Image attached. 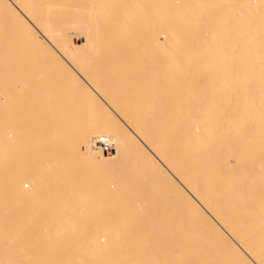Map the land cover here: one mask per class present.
<instances>
[{
    "label": "bare ground",
    "instance_id": "obj_1",
    "mask_svg": "<svg viewBox=\"0 0 264 264\" xmlns=\"http://www.w3.org/2000/svg\"><path fill=\"white\" fill-rule=\"evenodd\" d=\"M204 1L201 0L202 3ZM209 1L207 2L209 4L216 2V0ZM230 1L228 0V3L225 1L226 4L223 1L222 5L217 3L215 6H212L213 4L202 6L199 0H197L198 3L195 0H0V7L3 6L0 9L5 10V16L9 13L11 18H15V21L14 19L13 22L11 21V25L13 24L12 27L14 26L13 28L18 30L16 32L22 34V45L25 47L29 45L31 49L39 50L38 54L40 51L43 52L41 55L39 54L40 56L37 53H35L36 56L32 54L39 58L36 59L37 61L33 59L34 65L31 61H29L30 63L22 61L20 64L19 78L35 80L39 84H32L31 87L26 83L23 84L29 88L23 92L19 91L22 92L20 117L18 112L16 113V116L18 114L17 119L19 118L18 121H20V123L16 121L20 124L19 131H15L14 134L9 129V132L11 130L13 133L12 138L4 140L0 145V162L3 157L6 159L5 155L14 148L18 141L21 144H28L26 140L29 137L37 141L36 147L32 148L36 149L37 157L39 155L53 157L50 169L45 167L48 162L44 163L43 157L41 161L46 164L44 166L40 163L41 161L39 163L37 161H20L19 164L17 178L21 185L16 191V195L20 202L28 205L29 219L33 223L26 230L20 229L22 231L20 232L21 236L25 238L37 237L39 242L36 241L35 247L28 251L38 254V257L41 256L36 261H32L33 263L27 262L28 264H65L67 259L64 255L66 249L64 242L75 240L74 236L76 235L72 230V225L78 222L82 217V212L86 209L80 211V207L91 208L97 205L101 206V204L105 206L106 202L109 205L108 203L111 204L113 199L116 201L115 199L119 200L120 197L117 204L123 207L127 199L131 200L130 194L134 195L132 191L136 194V196H132L134 200L140 192H144L145 196L142 197V194H138L141 196H138L139 198L147 197L145 193L147 187L138 174L140 171L137 172L139 164H144V166L146 164L149 167L147 162L154 164L153 168L157 167L160 174L158 172L155 174L161 175L159 178L163 180H160V184L161 182L165 183L175 192V195L173 193L175 198L171 197L175 199L172 203L177 202L181 207L190 210V215H195L197 219L207 220L214 228L216 235L220 237L218 238H224L231 245L230 247L235 252H230L228 243L225 244L224 240L225 243L221 241L224 245H228L225 248H228L229 254L234 253L231 254L234 255L233 257L237 254V257L240 258L241 262L236 261L235 263L264 264V0H238L235 4H231ZM195 2L198 4L197 6H195ZM194 3L195 5H193ZM204 8L206 12H204ZM1 10L0 13H2ZM197 29L205 30L203 32H207L206 36L209 35L208 31L210 32V30L213 32L221 30L225 35L226 33L231 34V32L237 33L241 36L240 42H242V35L245 33L246 39L259 36L257 44L260 45V48L257 47L259 48V51L257 49L258 53H254L255 50L252 51L250 46L255 44L252 45L250 42L255 43L257 40L248 41L250 43V45L248 44L249 50L245 48V53L241 51L243 54L236 55V57L234 55V59L232 56H228V59L233 61L231 60V67L229 66L226 70L221 69V67H225L222 62L219 65L221 67L215 63L217 58L221 60L220 57L224 55H220L222 47L219 46L221 47L219 54L216 52L217 49L211 51L213 48L209 47V50L212 48L209 52H216L220 57L218 55L216 57V53L214 54L216 57L214 64L210 63L213 60L205 61L209 58H203V60L206 64L209 62L208 64L215 65L214 67L217 66L222 71L219 72L216 67L218 71L214 70L216 72H212L214 74L212 75L211 71L214 68H210L211 77L204 81L201 80L203 87L198 86L205 91L206 95L202 94V97L193 94L196 91L194 86L198 84L192 85L195 91L191 87L195 79L192 78L193 70L198 67L195 64L196 58H191L189 56L191 52L187 50L178 54L177 44L171 49L166 47L168 42L174 44L178 40L177 33L186 32L191 36ZM3 31L5 32V30ZM199 32L201 31H197V33ZM219 33L214 35L218 36ZM210 34L212 33L210 32ZM201 35L203 34L201 33ZM185 38H188L186 40L190 45L191 38ZM209 38L212 40L214 36ZM230 39L231 37L228 41ZM208 40L206 37L207 42H209ZM218 40L220 39L218 38ZM193 41L194 45L196 40ZM199 41L204 40L200 39ZM244 42L247 43L245 40ZM218 43L220 42L218 41ZM218 43L216 44L218 45ZM226 44L228 43L226 42ZM8 45L9 43H5L0 35V78L10 77L11 67L14 63ZM195 46L197 47V45ZM245 46L247 47V45ZM245 46L239 45V49L243 50ZM226 47L228 48V46ZM189 48L191 49L190 46ZM204 51L208 52L205 49ZM200 53L202 54V51ZM16 54L17 52L15 58ZM179 55L182 57H178ZM25 57L26 55L22 56L27 59ZM46 65L50 67L49 73L56 75L52 78H62L63 81L75 80V84L79 83L80 87H78L81 89L84 99L83 104L86 105L87 110L90 108L94 112H103L105 116H108V118L104 117V120L107 119L114 131L113 142H116L118 146L111 143V147H105L103 150L105 158L101 161L97 159L100 162L96 163L93 161L96 160L95 158L91 160L85 156L84 152L87 147L91 148L90 146L96 143L94 142L95 137L92 135L94 137L92 138L89 135V127L83 123L84 121H78L77 117L76 119L73 117L72 113H75L77 109L75 112L72 111L75 103L73 98L61 94V91H57L58 88L53 85L54 88L49 86L53 81H51V75H49L50 77L46 76L47 67L44 70ZM203 65L205 64L203 63ZM258 65L260 68H257ZM48 80L50 83L47 82ZM7 82L1 83L0 86L5 88ZM21 87H23L22 84ZM4 88L3 90H5ZM8 88L10 89V87ZM79 88L74 89L79 91ZM200 89L197 90V93ZM70 92L72 93V91ZM6 95L9 98L8 94ZM5 96L3 95V97ZM7 98H3V101ZM7 106H10L8 102L6 109ZM1 107L5 111V107L3 105ZM9 110H7V114ZM48 117L50 122H47ZM107 127L105 128L107 129ZM45 132L51 134L49 135L51 139L47 141L51 145L48 148L45 147L46 149L42 148V143H39L43 138L40 135ZM107 134L109 135V133ZM66 135L69 136L70 142L66 141L69 139L65 137ZM56 140L67 142L69 150H67V146L64 147L65 144H60L62 142L57 144ZM24 141L26 143H23ZM107 142L106 145L109 144ZM117 147H120V150L113 152V149ZM72 148H75V151L84 149L81 150L83 158L78 152L77 154L73 153ZM95 148H92L94 153ZM91 153L88 152L90 155ZM73 156L79 157L75 159ZM68 164L71 165L69 170L66 167ZM85 164H88V169L91 172L92 165L100 169L106 167L108 171L110 168V172L103 176L96 174L97 179L89 181V177L93 174L89 172L91 175L87 174L86 170L82 175ZM7 167L5 169L9 170ZM145 168L147 171V167ZM157 169L155 168V170ZM49 170L62 176L68 174L69 181L67 179L66 181H68L69 190L54 191V193L47 191L46 188H49L50 184L47 185L43 177ZM103 170L105 171V169ZM98 171L101 170L98 169ZM260 171L262 174L259 175ZM83 176L86 177L84 182L82 181ZM12 178L13 175H9L7 179L10 182L13 180ZM148 178L146 177L147 182H150L155 176L153 175L150 180ZM23 179L26 181L23 182ZM59 179L58 183H60ZM152 181L153 184L155 181ZM24 185L30 186V188L24 189L26 187ZM148 185L150 186V184ZM94 187L101 190L102 193L99 197V194L95 193ZM108 190H113L111 192L115 190L114 193L120 191L121 194L118 193L117 196L114 195L110 199L114 193H109ZM127 190L131 193L128 196L127 192V196H125L128 198L124 200L123 198L126 197L123 194ZM97 192L100 191L97 190ZM103 192L111 194L108 198L110 201L112 200L111 202L107 200L106 196L102 197L103 201H101L100 197L105 194ZM145 200H149V198H144V202L139 199L137 203H133L131 200V204H135L136 208V204L141 207L143 204L146 206L145 203L148 201L145 202ZM153 202L149 200L148 204L151 203L150 205L153 206L155 205ZM126 204L128 203L126 202ZM167 204L165 203V205ZM165 205L163 204V206ZM114 206H117L116 203ZM42 222L44 227L40 226ZM67 224H71V226L65 228ZM231 255L229 256L232 257ZM8 260L10 259L8 258Z\"/></svg>",
    "mask_w": 264,
    "mask_h": 264
},
{
    "label": "rangeland",
    "instance_id": "obj_2",
    "mask_svg": "<svg viewBox=\"0 0 264 264\" xmlns=\"http://www.w3.org/2000/svg\"><path fill=\"white\" fill-rule=\"evenodd\" d=\"M195 1L197 2V0H195ZM219 1H221V0H219ZM219 1L216 0V2L214 1V2H211L209 4L205 0L203 3L206 2V4L203 5V3L201 2V0H199V2L202 3V6H207V4H208V6H211L212 4H213L212 6H215L217 3H218V5L219 4L222 5L221 3L223 1L224 2L227 1V3H228V0H222L221 2H219ZM237 1L238 0H231L230 3L231 4H235ZM195 3L193 5H195ZM197 3H196L195 6L198 5ZM225 4H226V2H225ZM1 7L3 8V6H1ZM205 8L203 9V10H205L204 12H206V9ZM4 11L5 10L2 9L1 10L2 13H0V15H1L0 16V32H1L0 35H2V38H3V40H4L5 43H9L8 47H9L10 53L12 52L11 53V57H12V60H13L14 63L12 64V67H11L12 70H11V73H10L11 74L10 77L0 78L1 81H2L1 83L8 81L7 82L8 85L6 84L7 87L6 86H5V88L3 87L5 90H3L2 86H0V113H1V111L4 112V115H3V112L1 113L2 115L0 114V120H1L0 121V124H1L0 125V141H1L0 142V145L2 144V142L4 140H6L8 138H12V135H13L12 132H14V134H15V131H17V130L19 131V127L18 126L20 125L19 124L20 121H18L19 118L17 119V117H18L19 112H21L20 110H21V104H22V102H21L22 101V99H21L22 92L25 91L26 88H29V87L33 86L32 84H34V85H35V83L36 84H39V82H37L35 80H32L33 81L32 82L30 79H27L26 80V78H23V77H20L19 78L20 74H18V73H20V69H21L20 68V64L22 63V61L23 62L26 61L28 63H30L29 61H31V63L33 64V61H34L33 59H35V60L36 59H39L38 57H35L38 54L37 52L39 50H37V49L34 50L32 48L35 51L34 52L31 49V47H29V45L28 46L26 45L29 49L32 50V51L31 50L29 51V49L27 47H25V45H22V40H21V38H23L22 37V34H20L19 32H16L18 30L17 29L15 30V28H13L14 26L12 27L13 24L11 25V23L13 22L12 20L14 19V21H15V18L13 17V15H12L13 18H11V16L8 15L9 13L7 14V11H6V14L8 16L7 15L5 16V12ZM197 16H199V15H197ZM4 17H5V19H4ZM14 25H15V27L17 26L16 23ZM1 26H3L2 29H1ZM8 28L12 32H10L8 30ZM3 30H5V32L7 34ZM13 30H14V32H13ZM197 31H201V32L197 33ZM197 31L193 32L196 35L192 33L193 35H191V36H190L189 33H186V32H181L180 33L179 32V33L176 34V37H178V40H176V42L174 44H173V42H168L167 43L168 45L165 44V43H162V44L163 45L164 44L167 45L166 46L167 49H171V48L175 47V44H177L176 45L177 46L176 49H177L178 54H182L184 50H187V51H190L191 52L192 55L191 54L189 55L191 58H193V59L196 58L195 59L196 60L195 61V64L198 65V67H195L194 70H193V72L195 73V71H196V73H198V74L196 75V73H195V75H194V73H193L192 78L193 79L195 78V79L193 81V79L191 78L192 81H193V83L191 84V87L194 89V91H195V88H196L195 93H193L194 95H196V96L197 95H200V97H202L203 95L204 96L206 95L205 94V91H204L203 88H201V89L198 88V86L203 87V84H201V83H203L202 81H204L205 79L211 77V74L214 75L212 73V72H214V70H217L218 69L219 72H221L222 71L221 69L226 70V69L229 68V66L231 67V64L230 63H232V61H233L232 59H234V57H236V55L237 56L238 55L241 56L243 54L241 51H243L245 53V51H244L245 48L249 50L250 43L252 45L255 44L254 46H256V47L250 46L252 48L251 49L252 51L255 50L254 53H258L259 48H260V45L257 44L258 43V40H259V38H258L259 36L258 37H253L252 36V38L247 37L248 39H246L245 38L246 37L245 36L246 33L244 35L241 34L242 35V42H240V39L239 38H241V36H240V34L238 35L237 33L231 32V34L230 33L229 34L226 33V35H225V34H222V31L221 30L220 31L216 30L214 32L210 30V32L212 34H210V32L208 31V34L209 35L206 36L207 32H205L206 34L203 32L205 30H203V29H199L198 30L197 29ZM182 33H184L185 35L182 34ZM201 33L203 34V35H201L202 38L204 37L203 39L200 38L201 37L200 36ZM218 33H219L218 36L217 35H214V34H218ZM5 34H6V36H5ZM18 34H20V35L18 36ZM182 35H184L183 36L184 38L182 37ZM223 35H225V36H223ZM195 36L196 37L198 36V37L196 38ZM211 36L212 37L214 36V38L218 37L220 40H218V38H216V39L212 38V40H211V38H209ZM233 36H234V38H233ZM185 37H190L191 38V40L189 41L190 42V45H189V43L186 40L188 38H185ZM206 37H207V39H209L208 40L209 42L206 41ZM226 37L228 39H229V37H231V39L228 41V39ZM19 38H20V40H19ZM198 38H199V40L201 39V40H204V41H199ZM221 38H225V39H221ZM192 39L193 40H196L194 45H197V47H200L199 49L196 46L194 47V45H193L194 41ZM235 39L236 40H239V41H236ZM183 40H184V42H183ZM244 40L247 41V43L244 42L245 43L244 44L243 43ZM250 40L253 41V42L256 41V40L257 41L255 43H252V42H250ZM177 41H178V43H177ZM218 41L220 43H218ZM186 42H187V44L185 45ZM201 42H205V43H201ZM211 42H213V43H211ZM226 42L228 44H226ZM196 43H198L199 45L196 44ZM216 43H218V45ZM229 43L231 44V48H230V44ZM20 44L22 45V47H21ZM201 44H202V46H200ZM206 44H208V45H206ZM209 44H211V45L209 46ZM212 44H215V45L212 46ZM238 44L239 45H242V46L247 45V47L245 46L243 48V50H240ZM12 45H13V47H12ZM17 45H18V47H17ZM216 45L218 47L221 46L222 47V50H221V47L218 48ZM169 46H171V47H169ZM189 46L191 47V49L189 48ZM223 46H224V48H223ZM226 46H228V48ZM258 46H259V48H257ZM192 47H193V49L196 48L198 51L196 49L193 50ZM209 47H212L213 48V49L211 48L212 50L210 49L211 51H213V50L216 51V49H217L218 51H216V52H218V54H219V49L221 50L220 55L224 54L221 57L215 51L214 52L216 53L215 56L217 57V55H218V57H220L222 61L219 58H217V60L219 59V62L217 60L216 61L214 60L216 58L214 56L215 53L209 52L210 51L208 49ZM163 48H165V47L163 46ZM186 48H188V49H186ZM204 49L206 51H208V52L205 53ZM257 49H258V51H257ZM147 51H150V50H147ZM201 51H202V54L200 53L201 54L200 55L199 52H201ZM239 51H240V53L237 54V52H239ZM16 52H17L16 55L18 57L16 56V58H15L14 56H15V53ZM21 52H23V53L21 54ZM28 52H30L29 53L30 55L27 54ZM41 52L42 51H40V53H39L40 55H41ZM231 52H232L233 55L231 54ZM35 53H37V54L35 55ZM32 54H34L35 56L32 55ZM208 54H210V55H208ZM23 55L24 56L26 55L25 58H27L29 60L22 58ZM229 55L232 56V59L229 58L230 60L228 59V56ZM180 56L182 57V55H179L178 57H180ZM198 56H199V58H198ZM19 57H21V58H19ZM201 58H202V60H201ZM203 58H205V59L209 58L208 60H205L206 62L207 61L210 62V60H213V61L210 62V63H213L215 61V63L218 64V65L216 64L217 66H219L220 63L222 62L223 64H225V65H223V67L224 66L225 67L222 68L221 66H219V67H221V69H220V68H218L216 66L217 67V69H216V67H214L215 65L212 66V64H208L209 62L206 64V62L203 60ZM198 62H199V64H198ZM200 63H202V64H200ZM203 63L206 65L205 68H204L205 65H203ZM34 64H35V62H34ZM227 65H228V67H227ZM46 67H47V65L44 67V70H45ZM207 67H208V69H206ZM212 67L214 69L211 71V74H210V68H212ZM49 68L50 67H47V69L45 70L46 76L51 75V73H49ZM257 68H260V66L257 67ZM197 69L198 70L200 69V70L198 71ZM203 69H205V70H203ZM51 70H52V68H51ZM200 71H202V72H200ZM203 71L205 72V74H202L203 75L202 76L201 73H204ZM199 72H200V75L201 76L199 75ZM47 73H49V74H47ZM52 74H53V71H52ZM53 76H56V75L55 74L51 75V79L52 80L51 79L50 80L53 81V82H55V83L52 82V84H51L49 80L47 82H49L50 85L47 82H44V81H42V83L48 84L51 87L54 86L55 88H58V90L57 89H54V90H57V91L60 90L61 91V94H64V95L66 94L67 96H70L71 98H73V100H74L75 103H74V108H73L74 110H72V111L75 112V109L76 108L78 109V110L76 109V112H75L76 114L75 113H72L73 117L75 119L77 117L76 120H78V121H80V120H81V122L84 121L83 123L85 125H87L89 127V130H90V131H88V132H90V134L89 133L88 134L90 136L93 135L95 137V141L94 142H96V143L94 145H95L96 148L94 147V145L93 146H90L91 148L87 147L86 151L84 152L85 153V156L87 158H91V160H93V158H95L96 160H93V161H95L96 163L99 160L101 161V159L105 158V156H103L104 155V151L103 150L105 149V147L106 148L108 146L111 147V145H112L111 143H113V145L116 144V142L115 143L113 142V138H112V134L114 133V131L111 129L110 124L108 123L107 119L104 120V117L105 118L106 117L108 118V116L107 115L105 116V113H103V112L95 111L96 112L95 113L94 110L92 111L90 108H88V110H87L86 105L83 104L84 103V99L82 98V93H81V89L79 88L80 87L79 86V83H76L75 84L74 83L75 80H65V81H63L62 78L56 79L55 77L52 78ZM198 80L199 81L202 80V81L199 82ZM197 82H199V83H197ZM20 83L22 84L23 87H21V84ZM24 83L28 84L29 87L26 86V85H23ZM72 84H73V86H72ZM193 84L194 85L198 84V85L194 86ZM70 85H71V87H70ZM56 86H58V87H56ZM8 87H10V89ZM74 88H79V91H78V89H74ZM198 89H200L198 91L199 94L197 93V90ZM20 90L22 92H19ZM74 90L75 91L77 90V93L76 94H75V91ZM70 91H72V93ZM6 94H8V97L9 98H7V95ZM3 95L4 96L6 95V96L3 97ZM3 98L4 99L7 98V100H4L3 101ZM7 102H8V104L11 107L10 106H7V109H6ZM1 104L3 105V107H5V111H4V108L1 107L2 106ZM75 104H76V107H75ZM18 106H20V107H18ZM7 110H9L8 112L10 114L9 113L7 114ZM17 112H18V114L16 116V113ZM83 115H85V116H83ZM99 115H101L102 117L99 116ZM19 117H20V114H19ZM79 117H80V119H78ZM82 118H84L85 120L82 119ZM16 121L19 122V123H17ZM47 122H50L49 117L47 119ZM93 123L94 124L97 123L99 125H96L95 124L96 125L95 126ZM107 123H108V125H107ZM15 125H17V126H15ZM91 126H92V128H91ZM93 126H94V129H93ZM100 126H101V128H100ZM102 126H103V128H102ZM104 126L105 127L109 126V127H107L108 130ZM9 129L12 130V132L10 130L11 134L9 132ZM95 129L97 130V132H96ZM6 131L9 132L8 133L9 134L8 137H7L8 134H7ZM107 133H109V135ZM49 135H51L49 132H45L44 134H41L40 135V136H43V138H41L42 140L40 142L39 141L38 142L39 143H42V145H43L42 148L43 147L44 148L45 147L48 148L51 145V143L47 142L48 139H51V138H49ZM106 135H108V137H106ZM90 136H89V138H91ZM93 136H92V138H94ZM65 137H67V139L69 138V136H67V135ZM33 140H34L33 138L31 139L29 137V139L26 140L28 142V144H21L18 141L17 143H15L16 145L14 146V148L10 149V151L8 152V154L5 155L6 156V159L3 157L1 159V162H0L1 163V165H0V203H1L0 204V206H1L0 207V215L2 217L5 216L4 218H2L0 216V259H1L0 264H2L3 262H4L3 264H21V263L22 264H28L27 262H30L31 261L30 263H33L34 261H36L37 258H41L40 255L38 257L37 256L38 254L28 251V249H30L32 247H35V245L37 244L36 241L39 242L38 239H37V237H35V238L34 237H31L32 238L31 239V238H25V237L21 236V232L22 231L20 229L26 230V229L30 228L33 223H32V220L29 219V216H30L29 213L30 212L28 210V205L26 203L20 202L19 201L20 199L16 195V191L19 189V187L21 185V182L18 181L19 179L17 178L20 161H31V162L32 161L33 162L34 161L35 162L37 161L39 163L41 161V158L43 157L44 160L42 159V161H44V163H47V162L48 163H47V165L46 164H43L42 161L40 163H42L43 166L46 165L45 167L48 168V169H50V167H51L50 165L52 163L53 157L52 156H49V155H45V156L39 155L37 157L38 154H35L36 149H32V148L36 147L37 141L34 140V144H33ZM102 140H104V141H102ZM26 141H24L23 143H26ZM66 141L67 142H70V138L68 140H66ZM60 142H62V143H60ZM64 142H65V138H64ZM106 142L109 143V144L106 145L105 144ZM58 143H60L62 145L65 144L64 147H66L68 145V143H67V145H66V143H63V140L57 141V144ZM116 146H118V144H116ZM64 147H63V149H66ZM92 148H95V153H94V151H92ZM67 150H69L68 146H67ZM72 150L74 151L73 153L76 152V154H77V152H78L79 154H81V150L83 151L84 149H81L80 151H78V150L75 151V148H72ZM87 150L90 153L93 152V153H91L92 156L90 154H88ZM118 150H120V147L114 148L113 149V152H116ZM101 151H103V152H101ZM10 154H11V156H10ZM78 157L79 156H73V158H75V159H77ZM81 157L83 158V154H81ZM97 159H99V160H97ZM12 164H13V166H12ZM147 164L149 165V167L146 164H145V166H144V164H139L138 165L139 167H137L138 168V171L137 172L140 171L138 174H140V177H141L142 182L144 181L143 183H144L145 187H147L146 188L147 190L145 191L147 197H144V198H147V199L149 198V200L154 201L155 202V205L152 206V205H150L151 203L148 204L149 203V200H145V202L148 201V202L145 203L146 206H144V204H143V206L141 207L140 205L136 204V206H137V208H136L135 207V204L134 205H132V204L134 202L137 203V201L139 202V199H141L144 202V198L143 199L142 198H139L141 196L138 195V194H142V197H143V196H145V195H143L144 192L143 193L142 192H140V193L136 192V193H138L137 194V197H136V200L139 198L136 201V200H134V198L132 199V196H134V195L136 196L135 192L132 191V193L134 194V195H132V194H130L131 191L128 192V190H127L126 192H124L125 194H123V196H125L126 193L128 192L127 194H128V196L130 194V197L129 198L132 200L133 203L131 204V200L129 201L127 199L128 197H126L127 196L126 195L125 196L126 198H123L122 197L124 200L127 199L125 202L122 201V202H124L123 207L121 205L118 206L119 204H117V203H118V201H120L121 197H120V195H118V197H120V199L117 200L118 198L116 197L117 196L116 194H118V193L121 194L120 191H118V193L117 192L114 193L115 190H114V192H111L113 190H108V191H110L109 193H114V194H112V196H110L111 194L109 195V193H107L108 194V196H107V194L105 192H103L105 194H104V196L102 194V196L100 197V199L102 197L105 198V196H106L107 200L110 201L108 199L109 196H110V199H112L111 197H113L114 195H116L115 197L117 199H115V200L117 202L114 201V199H113V201L111 200L112 202L111 201L110 202H111V204L115 202L117 206H114L115 203L113 204V206H111L110 203H108L110 206L107 205L106 204L107 203L106 202V199H104V202H106L105 203V206H104V204H101V206H98L97 205L96 207H91V208H89V207H82L81 208L80 207V211H83L84 208H86V209L82 212L83 213L82 214V217L78 220V222L75 225H72V227H73L72 230H73L74 234L76 235V236H74L75 237V240L74 241H71V242H69V241H65L64 242L65 248H66L65 251H64V255L66 256V259H67L66 262H65V264H238L239 261L241 262L240 258L237 257V254L235 255L236 258L233 257L234 255H231V254H234V253L229 254V251L228 250H230V252L231 251L232 252L234 251L230 247L231 245H229V243L226 242L224 240V238L223 239L222 238L219 239L220 237L218 235H216L214 228L208 223L207 220H205L204 218L203 219H199V218L197 219V218H195V215H190V213H191V212H189L190 210H187L183 206L181 207L179 205V203H177V202L175 204H174V202L172 203L173 199L175 198L174 197L175 192L173 191V189L169 188V186L166 185L165 183L163 184L161 182V184H160V180H162V178H159V177L161 175H156L155 174L157 172L159 173L157 167H155L157 169V170H155V168H153L155 166L154 164H152L150 162H147ZM5 166L6 167L8 166L7 169L9 168V170H6L5 169L6 168ZM66 167H67V170H69L70 167H71V165L68 164ZM94 167L95 166H93V165H92V168L90 167V169L92 170V172H91L88 169V164H85L83 166L82 175L84 174V171L87 170V174L91 173V174H93L92 176H94L93 178H91L92 176L89 177L90 178L89 181L92 180V179H97V177H98L97 175L103 176V175H106L107 173L110 172V168H109V171L107 170L106 167L103 168L106 171V173H105V171L103 169H100L99 167H95V168ZM145 167H147L148 173L145 170L146 169ZM151 167H152V169H151ZM98 169L101 170V171H98ZM4 170H6L8 172H6ZM111 170H112V168H111ZM114 172H115V170L113 171V173ZM152 172H153V174H151ZM260 172H258L259 175L262 174V172L261 173ZM144 173L146 174L145 176L147 178L148 177H150V178L152 177L153 178V175H154L155 178L153 179V181H155V182H153L152 180H150V178H148V180H150V182L149 181L147 182L146 177L144 175H142ZM258 173H255V174L257 175ZM87 174H86V177L88 176ZM91 174H89V175H91ZM4 175H5V177H4ZM9 175L10 176L13 175V178H12L13 180H11L10 182L7 179V178H9ZM68 176H69L68 174H66V175L64 174L62 176V175H59L56 172L52 173V171H50V170L48 172H46L44 174V177H43L44 180H45L44 182H47V185L50 184L49 185L50 187L47 186L49 188H46V189H48L47 191L54 193V191H61V192H63V191L69 190L68 189L69 187L67 186V183L69 181V177ZM143 176H144V178H143ZM86 177H84L82 179V181L83 180L85 181L86 180ZM156 177H158V178H156ZM58 179H59V181H60L61 184L57 182ZM66 179L68 181H66ZM25 181L26 180L23 179V182H25ZM151 181L153 182V184L151 183ZM157 181H159L158 182L159 184L156 183ZM86 183H87V181H86ZM145 183H147V184H145ZM56 184H58V186H55ZM97 184L99 185V183H97ZM148 184H150L151 187ZM29 185H30V183H29ZM45 185H46V183H45ZM24 186H26V185H24ZM61 186H63V187L61 188ZM54 187H56L58 189H55ZM96 187H94L93 189H94L95 193L99 194L98 195V197H99L101 195L100 193H102V192H101L100 189H95ZM29 188H30V186L24 187V189H29ZM168 188H169V190H168ZM44 189H45V187H44ZM97 190H99L100 192H97ZM168 191H170V192H168ZM171 191H172V193H171ZM165 192H167V193H165ZM122 193H123V191H122ZM173 193H174V195H173ZM171 197H174V198L172 199ZM157 198L160 199L161 202H160V200L159 201L156 200ZM164 199H166L165 202H164ZM101 201H103V200L101 199ZM126 202L129 205L126 204ZM156 202H158V203H156ZM162 203L164 205H165V203L166 204L168 203L169 205L167 204V205H165L167 207H165V206H163ZM147 204L149 205V207H148ZM132 206H134V207H132ZM139 206H140V208H138ZM26 209H27V211H26ZM188 212H189V214H188ZM28 225H30V226H28ZM40 226L44 227L43 222L40 224ZM70 226H71V224H67V227H65V228H68ZM44 232L46 233L47 231L45 230ZM15 233H16V235H13ZM2 234H3V236H2ZM102 237L104 239H101ZM33 239H34V241H33ZM221 241H223L225 244L228 243L229 247L232 250L230 248L229 249L228 248H225L228 245H224V243L221 242ZM34 243H35V245H34ZM223 245H224V247H223ZM18 246H19V248H18ZM23 246H25V247H23ZM24 248H25V250L27 249L26 251L28 253L25 250H23ZM21 251H23L24 254ZM17 254H19V255H17ZM41 255H43V254H41ZM229 255H231L232 257H230ZM8 258L10 260H8ZM233 258H235L234 261H233ZM236 261H238V262L235 263Z\"/></svg>",
    "mask_w": 264,
    "mask_h": 264
}]
</instances>
